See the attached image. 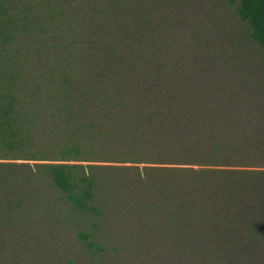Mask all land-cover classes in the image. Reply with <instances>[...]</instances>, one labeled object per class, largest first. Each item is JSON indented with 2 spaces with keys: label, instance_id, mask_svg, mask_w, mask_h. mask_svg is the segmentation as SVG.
I'll return each mask as SVG.
<instances>
[{
  "label": "trees",
  "instance_id": "obj_1",
  "mask_svg": "<svg viewBox=\"0 0 264 264\" xmlns=\"http://www.w3.org/2000/svg\"><path fill=\"white\" fill-rule=\"evenodd\" d=\"M224 2L264 55V0ZM169 11L0 0V264L264 255V97L173 56Z\"/></svg>",
  "mask_w": 264,
  "mask_h": 264
},
{
  "label": "rangeland",
  "instance_id": "obj_2",
  "mask_svg": "<svg viewBox=\"0 0 264 264\" xmlns=\"http://www.w3.org/2000/svg\"><path fill=\"white\" fill-rule=\"evenodd\" d=\"M167 3L170 8L167 14L176 20L168 31L174 41L169 43L173 56L195 64L196 58L202 56L201 61L213 62L208 70L215 71L210 75L215 81L235 84L245 97H264L261 86L264 84V55L256 44L249 42L248 28L239 19L235 7L224 0H167ZM163 38L168 44L166 34ZM109 247L112 249V243ZM160 261L147 262L141 258L139 262L171 264ZM243 264H264V255L246 259Z\"/></svg>",
  "mask_w": 264,
  "mask_h": 264
}]
</instances>
